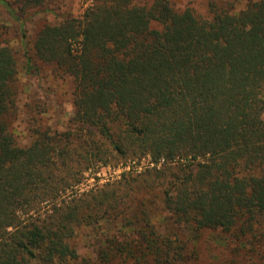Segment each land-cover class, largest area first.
<instances>
[{
    "label": "trees",
    "instance_id": "trees-1",
    "mask_svg": "<svg viewBox=\"0 0 264 264\" xmlns=\"http://www.w3.org/2000/svg\"><path fill=\"white\" fill-rule=\"evenodd\" d=\"M44 1L0 7L26 74L36 62L72 78L74 116L17 144L18 66L0 41V264H185L188 242L152 222V193L173 225L246 238L264 258V0L204 18L168 0H92L81 19L43 26L31 57L21 16ZM113 155L152 167L81 191ZM103 220L121 229L80 257L77 232Z\"/></svg>",
    "mask_w": 264,
    "mask_h": 264
},
{
    "label": "rangeland",
    "instance_id": "rangeland-1",
    "mask_svg": "<svg viewBox=\"0 0 264 264\" xmlns=\"http://www.w3.org/2000/svg\"><path fill=\"white\" fill-rule=\"evenodd\" d=\"M176 11L190 8L199 17H208L212 4L224 5L232 12L245 8L246 1L235 0H168ZM139 4H151V0H137ZM92 0H45L42 6L32 7L21 18L24 20L27 51L33 57L32 44L37 33L45 25H55L62 17L81 19L86 8ZM0 41L8 44L16 57L18 72L16 79V116L11 125V132L17 144L26 146L30 144L33 130L36 128H50L63 132L72 123L73 107V81L68 76L56 74L49 65L36 63L39 69L34 74H26L25 57L20 42V28L17 22L11 19L7 12L0 7ZM34 61V59H33ZM264 118V113H263ZM146 167H152L147 158L140 161L123 159L111 156L107 166L94 167L85 173V180L81 191L95 186L116 181L123 171L131 169L142 172ZM157 191L158 188L155 189ZM141 191V192H140ZM139 193H143L140 190ZM140 195V194H139ZM155 194L148 195L149 200L155 201L152 222L160 233L175 231L182 240L188 242L190 248L189 258L185 264H264L262 253L251 252L247 239H237L220 231L205 230L199 237L193 236L191 226H175L171 215L161 210ZM120 225L102 221L92 227L79 230L74 239V246L80 257L90 260L95 258V250L102 244L106 236L118 233ZM253 249V248H252ZM37 264V263H34Z\"/></svg>",
    "mask_w": 264,
    "mask_h": 264
}]
</instances>
